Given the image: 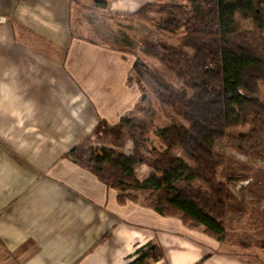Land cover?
Listing matches in <instances>:
<instances>
[{
	"label": "crops",
	"instance_id": "0c3cea01",
	"mask_svg": "<svg viewBox=\"0 0 264 264\" xmlns=\"http://www.w3.org/2000/svg\"><path fill=\"white\" fill-rule=\"evenodd\" d=\"M104 1L126 14L164 0ZM91 3L0 0V264H129L150 244L162 256L146 264H238L202 227L141 200L118 202L115 190L63 156L102 117L97 93L111 68L109 48L72 31L71 19L85 17L79 5ZM22 30L66 39V59L38 60L35 47L16 40Z\"/></svg>",
	"mask_w": 264,
	"mask_h": 264
},
{
	"label": "rangeland",
	"instance_id": "374dc122",
	"mask_svg": "<svg viewBox=\"0 0 264 264\" xmlns=\"http://www.w3.org/2000/svg\"><path fill=\"white\" fill-rule=\"evenodd\" d=\"M186 2L187 0L153 2L156 6L148 12L154 21H161L165 27L173 29V32L159 30L152 23L134 18L130 13H113L107 5L95 2L91 3L94 8L79 5V13L81 8L86 9L85 17L71 19L73 33L85 34L95 44L103 45L113 53L109 56L110 70L104 69L101 72L102 85L97 93L102 117L92 132H86L87 135L79 134L80 139L82 138L79 144L105 146L126 155H134L136 174L138 177H145L153 170V164L166 166L167 162L161 158L156 160L145 151L135 152L133 140L127 135L129 129L136 127L132 123L121 127V133L115 127L122 117L152 118L150 125L148 124V146L160 151L166 150L170 157H179L188 163L193 170V179L179 180L176 185L187 194L199 196L201 203L222 222L225 228L222 240L224 249L237 259L238 264H264V69L250 67L246 70L249 89L257 99L254 106L262 117V123L258 125L261 129V141L251 147L253 143L248 144L241 137L248 131V126L225 130L217 126L220 99L215 90L219 78L212 70L214 64L211 63L210 67L208 65V57L212 55L203 56L202 59L201 55L206 53V47L203 50L192 47L183 29L174 28L171 18L176 15L157 6L158 3ZM241 23L246 28L252 26L250 21ZM23 32L24 30L21 32L22 37L16 40L35 47L38 60L45 58L47 61L62 63L66 59V39L57 43L55 39L50 40L40 35L23 37ZM170 58L187 59L196 68H193L194 71L187 70L182 79L178 78L163 63V60ZM114 61L116 64L113 66ZM196 69H206L203 75L208 80L207 86L187 85L195 76ZM169 87L185 89L187 109L190 108L189 112L201 118L205 125L182 116V111L186 110L183 102L178 100V106L170 105L172 96ZM109 89H114L116 93L113 95ZM83 96L77 99L80 100ZM80 101L82 103V99ZM79 103L76 102V110H81ZM89 111L88 104L85 112ZM178 124L188 129L192 136L190 142L195 148L208 159L217 162L215 172L204 173L199 170L197 162L183 146L176 126ZM239 144L250 147L240 150ZM140 158H143V162H139ZM231 173H243L245 177L233 182L228 180ZM212 174L214 180L224 181L232 191L233 197L225 202V206L218 203L209 187L210 182L206 180L212 178Z\"/></svg>",
	"mask_w": 264,
	"mask_h": 264
},
{
	"label": "trees",
	"instance_id": "16d2710c",
	"mask_svg": "<svg viewBox=\"0 0 264 264\" xmlns=\"http://www.w3.org/2000/svg\"><path fill=\"white\" fill-rule=\"evenodd\" d=\"M95 3L106 5L104 0H97ZM154 6V3L144 4L129 15L152 23L159 30L173 32V29H168L161 21H154L149 17L148 12ZM157 6L176 15L171 18L174 28L183 29L192 47L200 50L206 47L207 51L201 55L202 59L203 56L212 55L208 57V65L210 67L211 63L214 64L212 70L219 78L215 90L220 99L217 123L219 129L248 126V131L241 135L243 141L253 143L251 147L260 143L261 129L258 125H261L262 117L254 106L257 99L249 89L246 70L250 67L264 69V0H187L185 4L158 3ZM240 20L250 21L252 26L246 28ZM163 63L181 79L187 70L194 71L193 68H196L187 59L170 58L163 60ZM144 68L147 70L146 66ZM205 71L206 69L197 70L187 85L207 86L208 80L203 75ZM184 83L186 84L185 80ZM169 92L172 96L171 106H178V100L183 102L186 110L182 111V116L185 119L205 125L201 118L189 112L190 108L187 109L185 89L169 87ZM150 121L152 118L122 117L115 127L121 133V127L132 123L136 127L129 129L127 135L133 140L135 152L145 151L152 158H161L167 162L166 166L153 164V170L142 179L136 174L135 156L126 155L115 148L77 144L63 156L93 175L108 189L115 190L118 202L141 200L156 213L178 217L188 227H202L207 235L222 242L225 233L222 222L201 203L199 196L187 194L176 185L179 180L193 179V170L188 163L179 157H170L166 150L160 151L148 146ZM176 126L184 148L195 159L199 170L204 173L215 172L217 162L208 159L192 145V136L184 125ZM245 147L250 145H238L240 150ZM139 162H143V158ZM213 175L206 180L210 182L209 187L218 203L225 206V202L233 197L232 191L224 181L214 180ZM243 177V173H231L228 180L236 182ZM105 237L107 235L102 239ZM135 254V259L129 264H146L147 258H160L162 249L150 244L139 248Z\"/></svg>",
	"mask_w": 264,
	"mask_h": 264
}]
</instances>
